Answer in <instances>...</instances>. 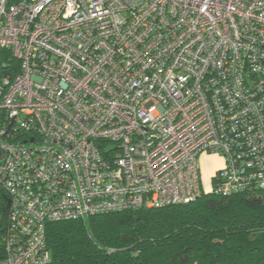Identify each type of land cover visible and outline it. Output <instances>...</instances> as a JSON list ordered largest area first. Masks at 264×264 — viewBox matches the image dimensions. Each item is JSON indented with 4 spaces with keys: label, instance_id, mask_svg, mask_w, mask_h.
<instances>
[{
    "label": "built area",
    "instance_id": "1",
    "mask_svg": "<svg viewBox=\"0 0 264 264\" xmlns=\"http://www.w3.org/2000/svg\"><path fill=\"white\" fill-rule=\"evenodd\" d=\"M0 264L50 222L264 189V0H0Z\"/></svg>",
    "mask_w": 264,
    "mask_h": 264
},
{
    "label": "trees",
    "instance_id": "2",
    "mask_svg": "<svg viewBox=\"0 0 264 264\" xmlns=\"http://www.w3.org/2000/svg\"><path fill=\"white\" fill-rule=\"evenodd\" d=\"M8 207L0 187V229ZM45 235L48 264H264V189L50 222Z\"/></svg>",
    "mask_w": 264,
    "mask_h": 264
},
{
    "label": "rangeland",
    "instance_id": "3",
    "mask_svg": "<svg viewBox=\"0 0 264 264\" xmlns=\"http://www.w3.org/2000/svg\"><path fill=\"white\" fill-rule=\"evenodd\" d=\"M198 164L200 167L203 190L209 192L211 189V177L223 166L221 156L205 153L201 154L198 157Z\"/></svg>",
    "mask_w": 264,
    "mask_h": 264
},
{
    "label": "water",
    "instance_id": "4",
    "mask_svg": "<svg viewBox=\"0 0 264 264\" xmlns=\"http://www.w3.org/2000/svg\"><path fill=\"white\" fill-rule=\"evenodd\" d=\"M2 155V152H1V150H0V156Z\"/></svg>",
    "mask_w": 264,
    "mask_h": 264
},
{
    "label": "crops",
    "instance_id": "5",
    "mask_svg": "<svg viewBox=\"0 0 264 264\" xmlns=\"http://www.w3.org/2000/svg\"><path fill=\"white\" fill-rule=\"evenodd\" d=\"M222 159V158H221ZM223 162V161H222Z\"/></svg>",
    "mask_w": 264,
    "mask_h": 264
}]
</instances>
